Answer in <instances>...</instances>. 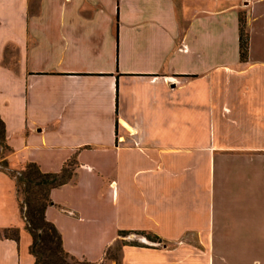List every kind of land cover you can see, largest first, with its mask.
<instances>
[{
  "label": "crops",
  "instance_id": "1",
  "mask_svg": "<svg viewBox=\"0 0 264 264\" xmlns=\"http://www.w3.org/2000/svg\"><path fill=\"white\" fill-rule=\"evenodd\" d=\"M0 114L11 167L76 161L46 208L75 256L264 264V0H0ZM31 242L0 169V264Z\"/></svg>",
  "mask_w": 264,
  "mask_h": 264
},
{
  "label": "trees",
  "instance_id": "2",
  "mask_svg": "<svg viewBox=\"0 0 264 264\" xmlns=\"http://www.w3.org/2000/svg\"><path fill=\"white\" fill-rule=\"evenodd\" d=\"M249 45L250 34L246 15L241 12L240 56L242 60L248 59ZM11 149L7 141L6 123L0 114V169L6 171L16 181L20 209L26 220V227L32 234L30 251L35 256V264H107L106 254L104 260L94 262L79 258L67 251L63 245L62 233L57 225L46 217V208L53 203L50 195L52 188L73 178L76 161H68L60 171L56 172L43 171L34 161H29L22 168L16 169L11 167L7 158L6 153ZM21 192L24 193V198H21ZM128 232V230H121L120 234ZM1 234L19 240L20 228L6 227L1 229ZM148 235L154 240L159 238L158 235L149 232ZM132 243L145 244L136 240Z\"/></svg>",
  "mask_w": 264,
  "mask_h": 264
},
{
  "label": "rangeland",
  "instance_id": "3",
  "mask_svg": "<svg viewBox=\"0 0 264 264\" xmlns=\"http://www.w3.org/2000/svg\"><path fill=\"white\" fill-rule=\"evenodd\" d=\"M7 153H8V151H7ZM6 153V154H7ZM20 196H21V198H24V193L23 192H21V194H20ZM122 236H132L134 239H122V238H118V240H116V242L112 245V246H110L109 248H108V250H107V253H106V257H107V259H106V263H108V260L110 259V258H116L117 257V259L120 257V254H121V247H122V244L124 243V241H139V242H142L141 240H139V238L140 237H146L147 239H148V241H157V240H154V239H152L151 238V236L150 235H148V233H145V232H128V233H126V234H122Z\"/></svg>",
  "mask_w": 264,
  "mask_h": 264
}]
</instances>
